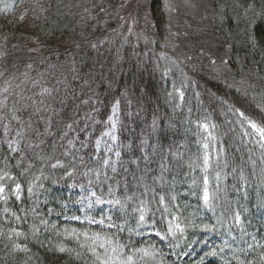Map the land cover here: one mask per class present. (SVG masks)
<instances>
[{"label": "trees", "instance_id": "trees-1", "mask_svg": "<svg viewBox=\"0 0 264 264\" xmlns=\"http://www.w3.org/2000/svg\"><path fill=\"white\" fill-rule=\"evenodd\" d=\"M7 1L0 264H101L61 226L67 188L80 182L119 200L124 226L143 209L184 264H264V179L254 185L264 140L248 122L264 128V0H213L199 22L185 21L186 34L166 0H149L150 43L122 32V0ZM115 104L107 162L98 139Z\"/></svg>", "mask_w": 264, "mask_h": 264}, {"label": "rangeland", "instance_id": "rangeland-1", "mask_svg": "<svg viewBox=\"0 0 264 264\" xmlns=\"http://www.w3.org/2000/svg\"><path fill=\"white\" fill-rule=\"evenodd\" d=\"M213 0H166V12L168 17L173 23L178 25V32L186 34L188 32L185 26V21L198 20L204 18L207 14L206 11L210 7ZM2 4H6L7 0H1ZM149 0H122V13L123 24L122 32L124 33H139L138 37L135 36V41L150 43L153 29L148 31L150 14L148 9ZM152 32V33H151ZM156 33V32H155ZM154 38V37H153ZM187 41L189 45L196 43V40H189L188 37L182 38ZM164 66L167 62L164 61ZM172 66V65H171ZM176 74H179L175 70ZM174 87L176 85L174 84ZM175 89L176 92V88ZM177 100L181 98V94L177 92ZM116 124H117V105L112 107V113L109 118L108 127L98 139V148L105 153L103 161L110 162L116 149ZM209 130L203 131L204 142L210 147L213 146L215 141L208 136H212ZM205 164L202 163V169L206 170ZM256 169V168H255ZM257 170V169H256ZM263 175V170L258 169ZM260 177V176H259ZM256 178V177H255ZM216 179H218L216 177ZM254 181V185L261 186L262 180ZM215 176H212L210 190L205 185L203 186L202 193L204 198L205 189H207L208 200L210 194H216ZM209 179L207 178V182ZM258 186V187H259ZM66 196L69 197L63 207V213L60 214V220L63 223L62 228L68 236H75L86 241L88 250L94 255L95 259L100 263L106 259V254L109 257H118L116 264L119 261L126 260L128 256H132L131 264H184L183 256L180 258L175 255L171 246L167 245L168 237L166 232L160 231L153 224L147 223L143 226H124L120 221L115 218V214L122 208L121 204L117 205L114 198L96 194L87 182H80L73 184L67 188ZM205 200V199H204ZM208 200L206 202H208ZM79 217V219H73ZM111 217V220L108 218ZM123 216L121 215V219ZM103 219V223L101 220ZM117 225L112 227L111 225ZM123 229L122 231L120 229ZM237 237L231 234L229 240H236ZM119 246H123L122 248ZM233 248L235 245H230ZM113 248L117 249L113 253ZM16 249H22L21 245H17ZM141 249L147 250L145 254ZM99 257V259H97Z\"/></svg>", "mask_w": 264, "mask_h": 264}, {"label": "snow or ice", "instance_id": "snow-or-ice-1", "mask_svg": "<svg viewBox=\"0 0 264 264\" xmlns=\"http://www.w3.org/2000/svg\"><path fill=\"white\" fill-rule=\"evenodd\" d=\"M241 116H243L244 114L243 113H240ZM245 119H247V117H245ZM249 124L251 125V127L253 129L256 130L257 133H259L260 137L262 140H264V128L262 127H259L256 123L252 122V121H248ZM204 164L205 166L207 167V165L209 164V158L207 156H205L204 158ZM205 184H207V178L205 177V180H204ZM16 189H17V197H19V189H20V185L17 184L16 185ZM29 191H31V189H29ZM4 192V188L3 186H0V193H3ZM204 199L207 201L208 200V193H207V189H205V193H204ZM115 204L119 205L120 204V201L119 200H116L114 202ZM139 219H138V226H143V225H146L148 223V221L146 220L145 218V211L143 209H139ZM73 219H79V217H73ZM109 220H111V217L108 218ZM101 223H103V219L101 220ZM154 223V222H153ZM112 227H117V225H111ZM176 229L179 230V225H175ZM121 231L123 230L122 228L120 229ZM172 225L170 224L169 225V232L172 233ZM174 234V233H173ZM17 235H21L20 233H17ZM119 247H123V246H119ZM23 250H26V249H23ZM61 251H64L63 248L60 249ZM113 253H116L117 252V249L116 248H113ZM140 251H144L145 254H148L147 253V250H144V249H141ZM118 257H109L107 256L106 254V259H104L101 264H116V259ZM97 259H99V257H97ZM132 262V256H128L126 260H122V261H119V264H131Z\"/></svg>", "mask_w": 264, "mask_h": 264}]
</instances>
